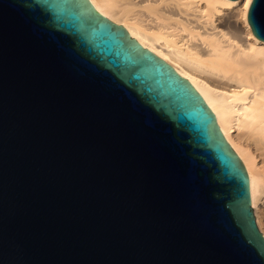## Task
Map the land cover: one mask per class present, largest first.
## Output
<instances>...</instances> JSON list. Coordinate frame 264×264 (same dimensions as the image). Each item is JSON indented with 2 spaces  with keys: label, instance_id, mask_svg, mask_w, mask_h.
Here are the masks:
<instances>
[{
  "label": "water",
  "instance_id": "1",
  "mask_svg": "<svg viewBox=\"0 0 264 264\" xmlns=\"http://www.w3.org/2000/svg\"><path fill=\"white\" fill-rule=\"evenodd\" d=\"M0 264H264L208 105L90 0H0Z\"/></svg>",
  "mask_w": 264,
  "mask_h": 264
},
{
  "label": "bare ground",
  "instance_id": "2",
  "mask_svg": "<svg viewBox=\"0 0 264 264\" xmlns=\"http://www.w3.org/2000/svg\"><path fill=\"white\" fill-rule=\"evenodd\" d=\"M90 2L142 47L172 62L202 96L245 165L251 206L264 236V205L258 206L264 197V41L255 38L247 22L251 0ZM235 8H240L244 33L231 19Z\"/></svg>",
  "mask_w": 264,
  "mask_h": 264
},
{
  "label": "rangeland",
  "instance_id": "3",
  "mask_svg": "<svg viewBox=\"0 0 264 264\" xmlns=\"http://www.w3.org/2000/svg\"><path fill=\"white\" fill-rule=\"evenodd\" d=\"M241 11H240V8H235V10H233L232 12H230V15H231V19H233V23H236V25L238 26L239 30L246 32V29L244 27V23L242 21V17H241ZM243 25V26H242ZM243 30H242V29ZM263 206L264 205V197L262 199H259L258 200V206Z\"/></svg>",
  "mask_w": 264,
  "mask_h": 264
}]
</instances>
